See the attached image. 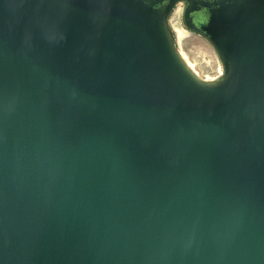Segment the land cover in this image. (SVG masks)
<instances>
[{
	"label": "water",
	"instance_id": "95a60500",
	"mask_svg": "<svg viewBox=\"0 0 264 264\" xmlns=\"http://www.w3.org/2000/svg\"><path fill=\"white\" fill-rule=\"evenodd\" d=\"M0 264H264V0H0Z\"/></svg>",
	"mask_w": 264,
	"mask_h": 264
},
{
	"label": "rangeland",
	"instance_id": "374dc122",
	"mask_svg": "<svg viewBox=\"0 0 264 264\" xmlns=\"http://www.w3.org/2000/svg\"><path fill=\"white\" fill-rule=\"evenodd\" d=\"M176 46L195 66L202 79H213L222 74L221 62L211 45L201 36L186 30L181 23L180 7L174 8L168 16Z\"/></svg>",
	"mask_w": 264,
	"mask_h": 264
},
{
	"label": "bare ground",
	"instance_id": "6f19581e",
	"mask_svg": "<svg viewBox=\"0 0 264 264\" xmlns=\"http://www.w3.org/2000/svg\"><path fill=\"white\" fill-rule=\"evenodd\" d=\"M181 56L183 57V59L185 60V62L187 63V65L194 71L195 70V66L193 65V63L189 60V59H187L186 57H185V55L182 53L181 54ZM196 71V70H195ZM194 71V72H195ZM197 72V71H196ZM195 72V73H196ZM197 74V73H196Z\"/></svg>",
	"mask_w": 264,
	"mask_h": 264
}]
</instances>
